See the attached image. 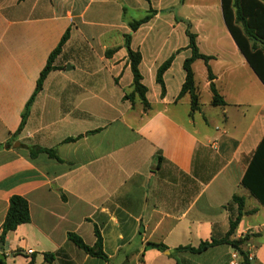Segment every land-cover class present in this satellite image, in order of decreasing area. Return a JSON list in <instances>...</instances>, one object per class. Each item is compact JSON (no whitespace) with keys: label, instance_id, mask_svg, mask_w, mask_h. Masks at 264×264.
<instances>
[{"label":"crops","instance_id":"crops-1","mask_svg":"<svg viewBox=\"0 0 264 264\" xmlns=\"http://www.w3.org/2000/svg\"><path fill=\"white\" fill-rule=\"evenodd\" d=\"M151 12L132 32L129 24ZM189 24L225 102L212 104L207 67L196 60L198 94L201 61L209 101L199 99L195 113L190 96L180 97ZM129 34L142 56L146 109L125 99L134 80ZM172 57L163 95L157 73ZM263 138L264 84L229 33L221 0H0V236L13 196L28 201L31 215L0 242L6 264H264V206L242 185ZM36 148L61 161L31 156ZM234 196L245 204L231 240L246 239L244 254L229 244L185 249L226 238L239 216ZM97 230L107 260L69 239L94 247Z\"/></svg>","mask_w":264,"mask_h":264},{"label":"trees","instance_id":"trees-1","mask_svg":"<svg viewBox=\"0 0 264 264\" xmlns=\"http://www.w3.org/2000/svg\"><path fill=\"white\" fill-rule=\"evenodd\" d=\"M222 1V12L225 25L235 41L239 51L245 57L250 67L253 69L255 74L264 84V0H221ZM154 12L147 15L141 20L133 21L129 24L132 32H136L142 25L148 23L153 16ZM187 35L190 40L189 49L192 51V56L188 58L184 63V70L186 73L185 83L183 85L180 97L186 95L190 96L191 99V112L195 113L199 110V94L195 81V74L192 68L193 63L196 60H202L208 70V79L211 81V92H212V104L214 106L225 105L224 99L220 96L217 91L211 68L209 66L210 57L203 55L197 46V36L191 30L190 24L188 25ZM71 36V29H68L64 34L60 44L50 55L46 68L40 75L37 82L36 90L26 106V110L22 117V123L19 130L25 126L27 118L29 117L30 107L35 101L37 95L41 92L43 84L48 74L55 69L53 63L57 56L61 53L63 47L68 42ZM131 38L132 36L126 35V48L128 50V57L133 73V85L132 91L125 95V99L130 101L134 106L137 102L142 104L144 108L149 107L148 100L146 98L147 88L143 85V77L140 72V64L142 61L141 53L133 51L131 49ZM173 61V57L166 61L158 70L157 83L162 87V94H165V85L163 76L165 72L170 68ZM78 138H70L68 142H74ZM35 151V152H34ZM37 152L46 153L50 158L61 161L54 150H43L36 148L31 150V156H34ZM242 185L247 188L251 194L264 206V138L260 143L257 151L246 171V174L242 180ZM234 202L239 205V216L231 220L230 230L225 239L221 241H213L212 243H202L199 248H185L191 252L200 253L213 246L220 244H229L233 248L239 250L242 254L244 252L241 246L246 243V239L231 240L234 235L241 216L243 214L245 200L244 198L234 196ZM31 221L30 209L28 201L20 196H13L10 200L9 210L2 226V233L0 236V242H4L6 236L21 225L28 224ZM97 242L94 247L87 246L84 241L75 234H69V239L81 250L91 257L101 258L107 260V256L103 251V244L100 232L96 231ZM159 250H166L164 245L152 244ZM46 259L51 261L54 259V255L46 254ZM0 264H6L0 260Z\"/></svg>","mask_w":264,"mask_h":264},{"label":"rangeland","instance_id":"rangeland-1","mask_svg":"<svg viewBox=\"0 0 264 264\" xmlns=\"http://www.w3.org/2000/svg\"><path fill=\"white\" fill-rule=\"evenodd\" d=\"M132 15V14H131ZM141 15H144L143 12L142 14H139V13H135V19H138L141 17ZM204 68V65L203 63L200 61L199 64L195 67V71L197 73V82H198V85H199V88L201 90V98H200V102L202 105H208V101H209V97H208V94L203 90V82H202V77H201V71L203 70ZM182 119L184 121H187L186 118H183ZM197 120L198 122L203 125L204 124V119L203 117H201L200 115H197Z\"/></svg>","mask_w":264,"mask_h":264},{"label":"water","instance_id":"water-1","mask_svg":"<svg viewBox=\"0 0 264 264\" xmlns=\"http://www.w3.org/2000/svg\"><path fill=\"white\" fill-rule=\"evenodd\" d=\"M68 69H71V66H67ZM3 243H0V260H4V255H3V252H4V249H3Z\"/></svg>","mask_w":264,"mask_h":264},{"label":"built area","instance_id":"built-area-1","mask_svg":"<svg viewBox=\"0 0 264 264\" xmlns=\"http://www.w3.org/2000/svg\"><path fill=\"white\" fill-rule=\"evenodd\" d=\"M29 253L31 254L32 253V251H29ZM237 256V254H235L233 257L235 258ZM249 258L250 259H252V257L251 256H249Z\"/></svg>","mask_w":264,"mask_h":264}]
</instances>
